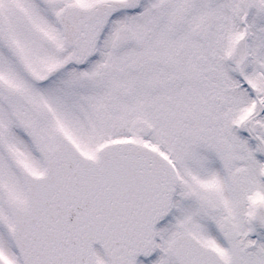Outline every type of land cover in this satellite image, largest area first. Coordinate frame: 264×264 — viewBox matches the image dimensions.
Returning a JSON list of instances; mask_svg holds the SVG:
<instances>
[{
	"label": "snow or ice",
	"instance_id": "1",
	"mask_svg": "<svg viewBox=\"0 0 264 264\" xmlns=\"http://www.w3.org/2000/svg\"><path fill=\"white\" fill-rule=\"evenodd\" d=\"M0 264H264V0H0Z\"/></svg>",
	"mask_w": 264,
	"mask_h": 264
}]
</instances>
